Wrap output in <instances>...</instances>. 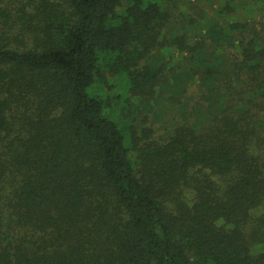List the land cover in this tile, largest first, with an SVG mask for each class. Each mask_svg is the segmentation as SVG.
Masks as SVG:
<instances>
[{"label":"trees","instance_id":"obj_1","mask_svg":"<svg viewBox=\"0 0 264 264\" xmlns=\"http://www.w3.org/2000/svg\"><path fill=\"white\" fill-rule=\"evenodd\" d=\"M255 4L0 0V264H264Z\"/></svg>","mask_w":264,"mask_h":264},{"label":"rangeland","instance_id":"obj_2","mask_svg":"<svg viewBox=\"0 0 264 264\" xmlns=\"http://www.w3.org/2000/svg\"><path fill=\"white\" fill-rule=\"evenodd\" d=\"M181 6L183 7V5H181ZM250 8H252V9L250 10ZM250 8H249V10H250L249 12H245V13L240 12L239 15H240L241 19H245V20H247V18L249 16H254V18H253L254 20H252L251 24L249 25V30L253 34H255V36L257 38H259V40L262 44H264V14H260L258 12V6L256 4ZM182 9H184V10L186 9L185 10L186 13H189L192 16L197 17L199 19L201 17L202 11H204L200 7L199 3H192L190 6L184 7ZM196 37H198L196 34H194V33L191 34V38H193V40H194V38L196 39ZM182 67H183V69H187V67L184 64ZM191 95H192V97H190L188 99V102H190V103L194 102L195 99L197 100L199 97L197 88H191ZM115 103H118V102L116 101ZM114 106L116 109L118 108L115 104H114ZM169 111H171V110H169ZM122 116H123V114L118 112V117L122 118ZM167 116H168V113H167ZM167 116H166V118H167ZM158 128H161V127H158ZM161 133H163V132H161Z\"/></svg>","mask_w":264,"mask_h":264}]
</instances>
